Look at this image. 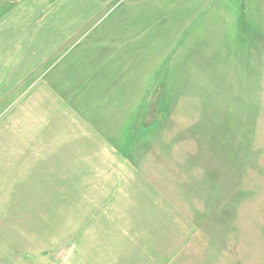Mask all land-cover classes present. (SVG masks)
<instances>
[{
    "label": "rangeland",
    "instance_id": "374dc122",
    "mask_svg": "<svg viewBox=\"0 0 264 264\" xmlns=\"http://www.w3.org/2000/svg\"><path fill=\"white\" fill-rule=\"evenodd\" d=\"M41 2L46 22L55 18V38H81L72 54L87 66L73 71L81 79L63 85L60 96L38 95L35 111L46 117L49 105L69 109L57 121L77 135L69 148L93 147V166L58 172L71 173L76 188L0 170V179H18L14 185L27 178L0 186L15 201L6 205L12 258L63 255L70 238L99 243L100 232H85L95 208L86 215L84 206L134 178L127 162L166 197L180 224L183 248L172 264H264V0ZM79 84L87 90L70 91ZM74 190L93 198L71 216L61 208L53 218V202L34 201L51 193L67 200Z\"/></svg>",
    "mask_w": 264,
    "mask_h": 264
},
{
    "label": "crops",
    "instance_id": "0c3cea01",
    "mask_svg": "<svg viewBox=\"0 0 264 264\" xmlns=\"http://www.w3.org/2000/svg\"><path fill=\"white\" fill-rule=\"evenodd\" d=\"M41 1L20 0L14 5L0 1V170L29 172L31 178L39 179L49 188H76L78 184L71 173L61 175L58 172L78 170L79 166L92 169L93 147L83 152L77 150L81 147L69 148L67 140H75L77 135L71 134L73 128L69 122L66 129L63 124L64 128H61L57 120L70 114V110L61 106L57 110L49 105L44 117L35 111L34 100L39 102L37 96L44 92L60 96L58 92L64 90L63 85L81 79L73 71L81 69L83 72L87 64L72 54L73 46L81 38H55V18L46 22L48 10L44 11L45 5ZM66 68L70 70L66 71ZM65 74H69L67 80ZM81 85L84 84L74 86L70 91L85 92L87 89H79ZM84 137L93 135L89 133ZM100 148L109 151L108 146ZM122 165L134 178L122 180L115 195L94 196L98 199L97 205H88L87 201L93 197L78 196L76 190L65 197L67 200L55 198L52 193L50 198L35 195L38 207L41 203L53 202V218L62 217L61 208L63 213L67 211L71 216L73 209L78 208L77 203L82 201L87 204L84 206L86 215L90 207L95 208L90 220L86 221L85 232L88 234L89 228L93 233L100 232L99 243L82 245L70 238L68 251L53 258L30 259L28 255L27 258H12L11 250L7 249L11 238L7 237L12 236L13 213L6 205L15 201L14 196L0 195V264H172L183 248V241H178L183 235L180 224L168 211L171 208L165 203L166 197L161 198L159 190L150 181L143 182L140 168L127 162ZM0 180L4 182L0 186L8 188L27 182V178L20 179L16 185L13 182L18 179L12 177ZM84 181L87 185L86 179ZM21 202L27 203L28 198L21 196ZM65 203L67 207L61 206ZM115 203V207L110 208ZM110 210L114 214L109 213ZM97 220L98 224H89ZM72 235L76 236L74 232Z\"/></svg>",
    "mask_w": 264,
    "mask_h": 264
}]
</instances>
